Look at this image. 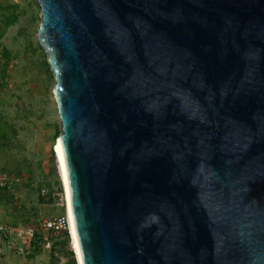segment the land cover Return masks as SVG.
Listing matches in <instances>:
<instances>
[{
    "label": "water",
    "instance_id": "obj_1",
    "mask_svg": "<svg viewBox=\"0 0 264 264\" xmlns=\"http://www.w3.org/2000/svg\"><path fill=\"white\" fill-rule=\"evenodd\" d=\"M81 264H264V0H35Z\"/></svg>",
    "mask_w": 264,
    "mask_h": 264
},
{
    "label": "rangeland",
    "instance_id": "obj_2",
    "mask_svg": "<svg viewBox=\"0 0 264 264\" xmlns=\"http://www.w3.org/2000/svg\"><path fill=\"white\" fill-rule=\"evenodd\" d=\"M0 7H4L0 8V58L4 48L9 52L4 76L0 72V186L6 185L12 193L0 203V225L12 233L30 226L38 229L42 219L66 212V205L64 209L57 204L63 187L53 147L60 120L53 97L54 77L37 40L41 11L35 0H0ZM12 13L16 21L5 25V17ZM50 191L53 203H40ZM38 237L41 241L40 234ZM47 238L51 248L46 252L54 256V264H67L65 252L71 250L74 255L70 235L63 245L59 243L64 235ZM1 245L7 246L0 235ZM6 250L15 257L28 254Z\"/></svg>",
    "mask_w": 264,
    "mask_h": 264
},
{
    "label": "built area",
    "instance_id": "obj_3",
    "mask_svg": "<svg viewBox=\"0 0 264 264\" xmlns=\"http://www.w3.org/2000/svg\"><path fill=\"white\" fill-rule=\"evenodd\" d=\"M41 194H46V190L41 189ZM59 196L60 202L57 204L65 209V195L63 190ZM64 231H67L69 237V223L65 210L63 214L42 219L38 229L30 226L11 233L4 225H0V235L4 237L7 247L14 249L18 255H23L26 253V250H31L32 241L35 239L36 233L41 234V241L39 244L42 245L43 248L49 249L51 248V243L47 236L58 237L61 236Z\"/></svg>",
    "mask_w": 264,
    "mask_h": 264
},
{
    "label": "trees",
    "instance_id": "obj_4",
    "mask_svg": "<svg viewBox=\"0 0 264 264\" xmlns=\"http://www.w3.org/2000/svg\"><path fill=\"white\" fill-rule=\"evenodd\" d=\"M1 9H4V7H0ZM16 19H17V16H16V14H11V15H8V16H6L5 17V20H4V24L5 25H8V24H10V23H12V22H15L16 21ZM1 35H2V29H1V27H0V37H1ZM2 58H0V68H1V70H0V72L2 73V76H4L3 74L5 73V70H6V68L8 67V63H7V59H8V57H9V52H8V50L7 49H3L2 50ZM47 65H48V63H47ZM49 66V65H48ZM49 69V68H48ZM60 191H61V188H60ZM6 195H8V197H12V193H11V195H10V191L7 189V187H6V185H3V186H0V203L1 202H6L4 199H5V197H6ZM39 202L40 203H49V204H51V203H53V193L50 191V192H48L47 193V197L46 198H41L40 200H39ZM39 234L40 233H36V235H35V239L32 241V246H31V253H35L36 251H38V250H40L41 249V246H40V244H39ZM41 235V234H40ZM62 235H64V237H65V240L64 241H61L59 244H65V243H67V241H68V233H67V231H64L63 233H62ZM39 240V241H38ZM57 244V242L55 241V242H53V245H56ZM50 257H49V260H50V262H51V264H54L55 263V258H54V256L52 255V254H50L49 255ZM65 256H66V258H67V264H76V261H75V258H74V255H73V253H72V251L71 250H69V251H66L65 252Z\"/></svg>",
    "mask_w": 264,
    "mask_h": 264
},
{
    "label": "bare ground",
    "instance_id": "obj_5",
    "mask_svg": "<svg viewBox=\"0 0 264 264\" xmlns=\"http://www.w3.org/2000/svg\"><path fill=\"white\" fill-rule=\"evenodd\" d=\"M59 137H57V140L54 143L53 150L55 153L54 155H55L56 162H57L59 177H60L62 187L64 190V195H65L64 201L66 205V215L68 217V223H69L70 245H71V249L74 252V256H75L77 264H81L77 240H76V234H75V229H74V224H73V219H72V214H71V209H70V204H69V199H68L64 163H63V158H62Z\"/></svg>",
    "mask_w": 264,
    "mask_h": 264
},
{
    "label": "crops",
    "instance_id": "obj_6",
    "mask_svg": "<svg viewBox=\"0 0 264 264\" xmlns=\"http://www.w3.org/2000/svg\"><path fill=\"white\" fill-rule=\"evenodd\" d=\"M6 247V245H1L0 248L4 254L3 258L1 256V264H51L49 260V253L46 252V249L42 248L35 253H31L30 250H26V253H28L27 256L15 257L10 251L6 250Z\"/></svg>",
    "mask_w": 264,
    "mask_h": 264
},
{
    "label": "clouds",
    "instance_id": "obj_7",
    "mask_svg": "<svg viewBox=\"0 0 264 264\" xmlns=\"http://www.w3.org/2000/svg\"><path fill=\"white\" fill-rule=\"evenodd\" d=\"M75 261H76V259H75Z\"/></svg>",
    "mask_w": 264,
    "mask_h": 264
}]
</instances>
